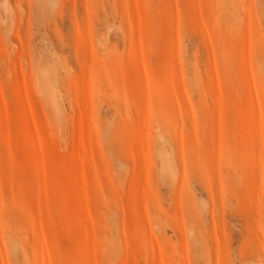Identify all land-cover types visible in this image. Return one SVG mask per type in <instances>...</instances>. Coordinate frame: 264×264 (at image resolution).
Masks as SVG:
<instances>
[{
  "label": "rangeland",
  "instance_id": "rangeland-1",
  "mask_svg": "<svg viewBox=\"0 0 264 264\" xmlns=\"http://www.w3.org/2000/svg\"><path fill=\"white\" fill-rule=\"evenodd\" d=\"M0 264H264V0H0Z\"/></svg>",
  "mask_w": 264,
  "mask_h": 264
}]
</instances>
